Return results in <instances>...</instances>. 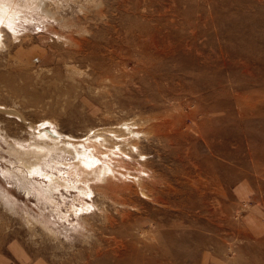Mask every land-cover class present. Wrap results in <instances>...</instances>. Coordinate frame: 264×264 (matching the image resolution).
Masks as SVG:
<instances>
[{"label": "rangeland", "instance_id": "1", "mask_svg": "<svg viewBox=\"0 0 264 264\" xmlns=\"http://www.w3.org/2000/svg\"><path fill=\"white\" fill-rule=\"evenodd\" d=\"M0 7V264H93L129 235L157 264L264 254V0ZM31 132L93 173L47 141L43 172L75 184L29 174Z\"/></svg>", "mask_w": 264, "mask_h": 264}, {"label": "bare ground", "instance_id": "2", "mask_svg": "<svg viewBox=\"0 0 264 264\" xmlns=\"http://www.w3.org/2000/svg\"><path fill=\"white\" fill-rule=\"evenodd\" d=\"M3 10L2 8L0 7V13H2ZM81 14V13H80ZM87 15V14H86ZM48 18V17H47ZM10 19L8 18H5V19H2L1 16H0V25L1 24H4L6 26H8L9 28H11L12 32H14V28H12V26H10V24L8 23ZM1 34V33H0ZM153 34V33H152ZM125 35V34H124ZM83 39V38H82ZM146 39V38H145ZM1 40V39H0ZM143 40V39H142ZM1 42V41H0ZM152 42V41H151ZM96 45V44H95ZM156 45V44H155ZM77 51V50H76ZM245 71V70H244ZM133 128V127H132ZM134 130V129H132ZM96 133V132H95ZM99 133V132H98ZM32 134V141L28 143V147L27 148H23L20 146V149L21 151L23 152L22 156H23V159L20 158V162L21 164L25 165L26 166V170H28V173L33 175H39V176H42L44 178H46L49 182H50V185L51 186H58V185H63V187H68L66 186L65 181H67L68 183H72L73 185L75 183L71 182V181H68V179L66 180L65 178L61 177V180H59L58 178H56L55 176L52 175V173H47V172H43V169L41 167V164L42 162L44 161V154L45 153H48L47 152V147H48V150H52L50 148L51 145H48L49 142H53V143H58V141H60V143L64 146H66V148L68 150L71 151V149H73V151L76 153V157L79 161H81L82 163V166L80 165V167L82 169H91V172L93 173V166L91 167V162H90V159H84L82 158V156H84L83 154L86 152V147L83 146L82 144H77V143H71L69 142L68 140H64V139H61L60 136L59 138L57 137H52L51 135L47 134V133H42V134H36L35 132H31ZM41 137V138H40ZM43 137V138H42ZM49 141V142H47ZM124 141V140H123ZM41 143V144H40ZM61 145H53L51 147L53 148H59ZM138 146V145H137ZM79 147L82 149L81 151H79ZM66 149V150H67ZM97 151V150H96ZM97 153V152H96ZM114 153V152H113ZM25 155H28L29 158L31 160L27 161V160H24V156ZM21 156V157H22ZM81 156V157H80ZM86 156V155H85ZM97 157V155H96ZM99 157V156H98ZM88 158V157H87ZM93 158V157H92ZM96 159V158H94ZM144 160V159H143ZM98 161V159L95 161V163ZM115 161V160H114ZM94 163V162H93ZM94 163V164H95ZM99 162H97L96 164H98ZM113 163V162H112ZM127 163V162H126ZM116 166V164H114ZM138 167V166H137ZM107 168V169H106ZM106 170H109L110 171V167L106 164ZM114 168V167H113ZM140 168V167H139ZM138 168V169H139ZM84 169V170H85ZM99 169V172H98V175H100V177H103V169L102 167L100 168H97ZM103 169V170H102ZM122 169V167H121ZM141 169V168H140ZM139 169V170H140ZM136 170V168H135ZM119 172V171H118ZM121 173V172H120ZM105 174V173H104ZM154 176V175H153ZM185 179V178H184ZM64 182V183H61ZM77 182V180H76ZM80 181H78V183H76V187L77 184H79ZM245 182V181H244ZM45 183V182H44ZM68 185V184H67ZM73 186V187H75ZM86 188H80V193L86 195V196H89L90 195V191H88V187H87V184H85ZM129 187V186H128ZM240 187V186H239ZM244 187V186H243ZM249 188V187H248ZM247 188V189H248ZM84 189V190H83ZM114 190V189H113ZM173 190H175V188H173ZM172 191V189H171ZM90 197V196H89ZM80 203V202H79ZM92 208V205H89L86 207V209L82 210L80 209L79 212H82V211H90V209ZM223 216V215H222ZM143 220V219H141ZM137 223V222H136ZM252 229L255 231H263L264 230V227L260 228V227H256V226H252ZM130 228V224L129 223H124L121 225V229L120 230H128ZM248 229H246V232H247ZM112 231V230H111ZM117 231V230H115ZM249 231V230H248ZM250 232V231H249ZM248 233V232H247ZM251 233V232H250ZM262 233V232H261ZM252 234V233H251ZM248 236V235H247ZM128 237H130V239H127L126 243L128 245V253L126 254L125 252L124 253H117L113 256V258H110V256L108 255V253H94L93 257H94V260H93V264H157V259H156V255H155V249L154 247L149 244V246H147L146 248H141L139 246V241L137 238L129 235ZM264 237V234L258 238H256L254 235L250 236L249 235V238L251 239H260ZM185 240V239H184ZM183 240V241H184ZM182 240H180V242L182 243L183 242ZM245 250H247L248 252H251L252 254H255L254 253V249H251L250 247H246ZM167 255V254H166ZM257 259H254L253 260V264H259L258 261L261 262V258L264 256V254H260L258 255L257 253ZM260 256V257H259ZM164 258V257H163ZM255 258V257H254Z\"/></svg>", "mask_w": 264, "mask_h": 264}, {"label": "crops", "instance_id": "3", "mask_svg": "<svg viewBox=\"0 0 264 264\" xmlns=\"http://www.w3.org/2000/svg\"><path fill=\"white\" fill-rule=\"evenodd\" d=\"M34 264H37V263H34Z\"/></svg>", "mask_w": 264, "mask_h": 264}]
</instances>
